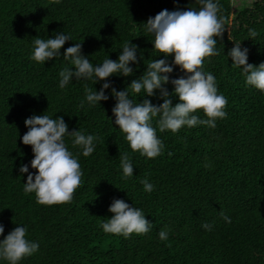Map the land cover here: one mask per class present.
Wrapping results in <instances>:
<instances>
[{
    "label": "trees",
    "instance_id": "obj_1",
    "mask_svg": "<svg viewBox=\"0 0 264 264\" xmlns=\"http://www.w3.org/2000/svg\"><path fill=\"white\" fill-rule=\"evenodd\" d=\"M218 3L225 18L223 37H217L220 55L205 58L203 70L214 75L218 94L228 101L226 117L217 119L215 128L183 126L175 133L157 128L163 149L149 159L133 152L115 125L111 88L105 90L107 101L86 102L85 86L99 92L105 81L72 78L60 88V71L75 70L63 53L81 43V54L97 66L107 57L117 60L125 42L136 45L138 62L129 65L133 74L107 81L122 91L149 61L172 65L174 59L153 50L154 37L143 23L165 9L198 10L196 0H0V241L23 226L26 238L39 244L19 264H264V93L246 84L242 68L227 55L240 43L248 49L249 64L264 63V0L242 5L232 18L230 0ZM249 29L258 35L250 37ZM61 32L71 40L60 57L43 64L31 59L33 38ZM180 77L186 74L173 66L169 81ZM164 87L174 92L170 82ZM159 97V90L151 97L129 94L134 103L148 99L156 106L163 103ZM169 99L172 106L179 102L175 95ZM43 114L63 117L69 132L96 137L87 157L65 137L83 173L71 203L41 205L34 193L24 192L27 175H35L31 147L21 143L28 131L24 121ZM194 114L206 119L202 111ZM157 120L151 121L154 127ZM123 153L133 166L131 177L120 166ZM21 165H28L29 173L22 175ZM143 179L154 186L150 193ZM116 199L142 210L150 231L127 238L105 233L101 225L111 219L108 209ZM204 223L212 225L210 231ZM162 229L169 230L163 241Z\"/></svg>",
    "mask_w": 264,
    "mask_h": 264
},
{
    "label": "clouds",
    "instance_id": "obj_2",
    "mask_svg": "<svg viewBox=\"0 0 264 264\" xmlns=\"http://www.w3.org/2000/svg\"><path fill=\"white\" fill-rule=\"evenodd\" d=\"M199 9L187 7L186 10L167 9L160 11L155 17L148 18L143 23L148 33L152 34L153 50L164 57L173 56L172 65L166 59L151 60L147 63L146 71L138 79H134L124 90L117 91L108 81L112 76L129 77L133 74L130 64L138 62V47L131 42H125L118 59L113 61L108 57L100 65L93 66L89 59L81 54V43L73 44L64 53V59H70L74 71L64 68L60 71V88L67 86L72 78L92 79L94 84L105 81L100 91L85 86L86 102L95 106L100 101H107L105 90L111 88V96L116 100L112 109L115 125L125 134L126 141L133 152L149 159L159 156L163 143L157 136V128L164 131L178 132L183 126L189 128L197 125H206L215 128V121L226 117L224 111L227 99L218 94L216 78L213 74L203 70L205 58L220 55L217 50V37L222 39L225 32V18L221 16L218 0H196ZM258 32L249 29V36L255 38ZM69 35L63 32L53 38H33V52L31 59L37 63H45L60 57V49L67 41ZM233 66L242 68L246 77V84L264 93V63L253 66L248 63V49H241L240 43L235 44L229 51ZM140 59H143L142 55ZM173 66L186 74L169 81ZM171 83L174 92L169 93L164 85ZM159 90L163 103L153 105L150 100L144 99L134 103L129 94L144 92V96L151 97ZM170 95L178 97L179 102L172 106ZM81 101L79 107H84ZM202 111L206 119H200L194 113ZM158 117L157 126L151 123ZM28 131L22 136L21 143L30 146L33 159L30 167L35 175L29 173L28 165H21L19 172L27 175L24 183L25 193H34L36 203L41 205H59L71 203L76 190L82 183L81 166L65 143V137L72 138L73 147L79 146L83 156L91 155L96 137L85 135L80 130L68 131V125L63 117L51 118L46 114L34 115L24 121ZM172 155V153H169ZM120 166L125 177L133 175V166L129 155L120 156ZM207 166V165H206ZM145 192H151L154 186L147 179L140 181ZM111 219L102 223V230L107 234L123 235L125 238L131 234L142 235L150 231L152 225L145 218L142 210L131 207L123 200L116 199L108 209ZM225 222L231 219L223 212L220 213ZM210 231L212 225H201ZM27 228L16 226L3 240L0 241V259L7 264H19L24 258L33 255L39 249V244L26 238ZM167 229H162L158 236L160 240L168 238ZM4 234V226L0 224V236Z\"/></svg>",
    "mask_w": 264,
    "mask_h": 264
},
{
    "label": "rangeland",
    "instance_id": "obj_3",
    "mask_svg": "<svg viewBox=\"0 0 264 264\" xmlns=\"http://www.w3.org/2000/svg\"><path fill=\"white\" fill-rule=\"evenodd\" d=\"M258 0H230V8H231V18L234 16L233 13H235L237 10H239L242 5L249 6V4H253V2H256ZM233 11V12H232Z\"/></svg>",
    "mask_w": 264,
    "mask_h": 264
}]
</instances>
